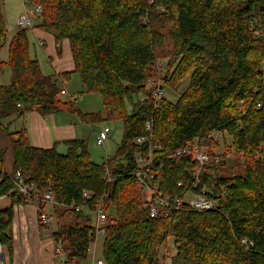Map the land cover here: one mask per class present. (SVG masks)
I'll use <instances>...</instances> for the list:
<instances>
[{
  "label": "trees",
  "instance_id": "trees-1",
  "mask_svg": "<svg viewBox=\"0 0 264 264\" xmlns=\"http://www.w3.org/2000/svg\"><path fill=\"white\" fill-rule=\"evenodd\" d=\"M30 3L41 7L33 30L53 37L57 51L68 42L82 93H97L105 120L122 121L123 134L116 155L96 164L83 141L65 142L62 154L56 147L35 148L25 130L10 133L0 124L12 154L6 173V151L0 149V197L6 195L10 201L8 209H0V245L9 258L14 206L28 204L13 192L10 176L21 172L39 189L50 190L53 208L63 207L77 220L84 218L82 224L62 225L51 234L61 242L65 258L75 264L87 259L95 241L94 232L86 227L90 222L86 213L94 211L98 200L107 213L105 264H264V0ZM28 32L16 31L7 61L0 62V71L8 69L11 75L10 83L0 85V122L31 110L42 116L77 113L73 104L60 98L53 77L45 76L30 57ZM5 40L0 9V50ZM159 59L166 60L164 74L156 67ZM152 80L172 90L184 81L188 84L173 102L163 95L153 111V89L148 86ZM134 96L141 99L133 103ZM78 114L101 121L98 115ZM149 120L152 142L162 148L156 153L161 191L181 198L188 190L200 193L206 188V197L217 200L214 210L183 207L165 219L148 216L132 174L139 151L134 142L146 135ZM215 132L223 134L221 142L209 139ZM225 137L231 139L229 145ZM194 139L209 149L196 188L191 176L196 163L185 156L167 157ZM220 148L223 153L217 154ZM228 154L245 163L243 176H220L229 163ZM84 192L92 195L89 201ZM79 206L82 210L77 212ZM39 226L44 227L40 222Z\"/></svg>",
  "mask_w": 264,
  "mask_h": 264
},
{
  "label": "crops",
  "instance_id": "crops-1",
  "mask_svg": "<svg viewBox=\"0 0 264 264\" xmlns=\"http://www.w3.org/2000/svg\"><path fill=\"white\" fill-rule=\"evenodd\" d=\"M16 26L13 33L7 39L5 47L0 50V62L7 61L8 44L16 33ZM32 46L30 44L29 54L32 59H36L39 63L41 72L45 76L53 77V81L59 90L66 91L68 94H74L81 89L83 91L78 75L73 73V60L68 42L64 41L60 45V51H57V45L53 37L44 34L38 30H32ZM6 48V56L2 51ZM7 70V69H6ZM9 71V70H8ZM10 73V72H9ZM67 77H64V76ZM11 75L9 76V82ZM7 83V84H8ZM78 83V88L76 84ZM6 85V84H5ZM77 113L62 111L52 115L42 116L35 110L27 111L21 117H11L0 124L3 127L17 126L18 131L25 130L31 146L38 149H50L56 147L57 151L66 150L65 142L67 141H83L89 146L90 138L95 139L97 134L96 123L90 118L79 117L81 115H93L90 111L87 114L72 102ZM82 108V107H81ZM101 130V129H100ZM17 132V131H16ZM14 133V132H10ZM111 135V133H110ZM5 139L10 146L9 139L4 134ZM110 138V137H109ZM95 142V141H94ZM96 145V144H95ZM105 147V145H104ZM103 149L104 159L108 158L107 151ZM0 149H4L0 146ZM11 153V150H9ZM6 154V152H5ZM4 158V162H5ZM10 158V165L12 163ZM6 167V165H4ZM11 167V166H10ZM6 172H10L4 168ZM10 207L9 199L4 200L0 204V209H8ZM36 209L31 205L14 206L13 212V257L10 259L6 250L3 264H58L61 259L54 255V243L51 233L44 231V238L41 239V228L36 224ZM82 264V263H81Z\"/></svg>",
  "mask_w": 264,
  "mask_h": 264
},
{
  "label": "built area",
  "instance_id": "built-area-1",
  "mask_svg": "<svg viewBox=\"0 0 264 264\" xmlns=\"http://www.w3.org/2000/svg\"><path fill=\"white\" fill-rule=\"evenodd\" d=\"M24 6V10L18 15L15 22L17 30L32 31L33 24L37 20L39 14H41V7L33 5L32 11L26 10V5L30 3V0H21ZM262 72L264 73V66L262 67ZM153 88L151 92V105L152 110L155 111L159 108L161 100L163 97V89L160 83L153 82ZM61 96H68L70 102L74 103L77 100L76 95H69L66 91H60ZM145 132L146 135L143 137L136 138L134 144L139 147L134 155V166L135 171L132 174V178L136 180L139 185L140 193L143 197V206L147 211L148 216L152 219H165L170 217L174 212L181 210L183 207H187L190 210L196 212H205L214 210L217 207L216 199H209L206 197V188H202L200 193L194 190H188L185 192L183 197H173L169 194H164L161 191V178L158 169L161 168L160 160L156 156L157 152L161 151V146L154 144L152 142V121L149 120L145 123ZM110 129L104 128L101 131L97 132L95 136V144L99 148H103L106 141L110 137ZM223 134L221 132H215L209 135V139L213 142H221L223 140ZM208 147L202 145L198 139H194L190 143L180 147L175 152L168 155V159L174 157L185 156L189 157L193 163H196V168L192 172L191 176L195 179L193 188H196V185L199 184L198 178L201 173V169L208 163ZM260 156L257 155V159ZM228 158L231 159L232 156L228 154ZM157 171H155V170ZM9 173V172H6ZM10 178L13 181L14 189L13 192L22 196L28 204H32L36 207L39 212V222L42 226L49 227L51 222V216L48 215L45 211V208L55 205L54 199L50 190L48 189H39L37 184L29 180L27 174L21 172H15L11 174ZM181 187V185H178ZM86 201H89L92 195L90 193L84 192L83 194ZM215 197H218L216 195ZM8 196L4 195L0 197V204L2 201L7 200ZM82 210V207H76V211ZM95 221L90 222L86 225L91 232H94L95 241L97 237L104 236V230L106 228V217L107 213L103 210L101 205V200L96 202ZM91 232L89 234H91ZM52 234V233H51ZM50 234V235H51ZM95 241L90 245L95 243ZM54 243V255L55 257L60 258L62 261H65V264H75V260H67L64 256L62 250L61 242L55 241ZM243 245H246V241H241ZM94 254V250H93ZM5 255V250L0 245V264H3L2 257ZM90 264H105L102 258H92Z\"/></svg>",
  "mask_w": 264,
  "mask_h": 264
},
{
  "label": "rangeland",
  "instance_id": "rangeland-1",
  "mask_svg": "<svg viewBox=\"0 0 264 264\" xmlns=\"http://www.w3.org/2000/svg\"><path fill=\"white\" fill-rule=\"evenodd\" d=\"M0 6H1L0 9H1L2 15L5 20V30H6V40L4 43V47H5L7 39L11 36L16 26L15 22L17 20V17L24 10V6L21 0H0ZM26 10L29 12L32 11L33 5L27 4ZM28 35H29V39L32 40L33 35L31 31L28 32ZM30 44L32 46L31 42ZM3 53L6 56L7 54L6 48H4V51H2V54ZM0 58H1V55H0ZM165 62L166 60L159 59V62L156 66L157 69H159L161 74L162 73L164 74ZM9 76H10V73L8 69L7 70L4 69L0 71V85L7 84L9 82ZM153 82H155V80L150 81V83L148 84L149 88H152L151 86H153ZM187 84H188V81H184L174 90L166 86H162L164 98L172 102L175 101L176 98L183 92ZM74 85H76V87L78 88V83ZM71 95H74V94H71ZM75 95L77 96V100L74 103L81 109L83 113L87 114L88 112L92 111L93 115H98L101 118V121L95 124L98 132L104 128L110 129L111 135H110V138L106 141L104 148L106 149L107 155L109 158L114 157L117 153L118 145L120 143V140L123 134V122L105 120L102 100L97 93H82V90L79 89L75 93ZM60 98L63 101L70 102L68 96H60ZM140 99H141V96H138V97L134 96L132 98V101L133 103H135L137 100H140ZM130 107H131L130 103H127L126 109L128 113H130L129 111H131ZM16 131H18L17 126L16 127L10 126V128L8 129V132H16ZM4 134L5 132L0 128V146L3 147L6 151V154L4 156V158H6L4 162V165H6V167L4 168H6L7 170H10L11 165L9 163H10V158L12 157V154L9 151L10 146L8 145V142L5 139ZM225 138H226L224 140L225 143L229 145L231 143V139L228 137H225ZM94 141L95 139L93 140V138H90V143H89V146H87L86 150L89 154L90 159L94 163L101 164L102 159L104 157V152L102 148H99L95 145ZM59 153L63 154L64 150H60ZM218 153L219 154L223 153V150H221L220 148L217 151V154ZM244 172H245V163L242 160L231 158L229 160L228 165L220 171V176L225 177V178L233 177V176H243ZM27 205H31L36 209V207L32 204H27ZM45 211L48 215L51 216V222H50L49 227L44 226L41 228L39 226V217L37 215V209H36L35 222L39 226V228L42 229L40 232L41 239L44 238L45 230L47 231V233H51L53 231L55 232L59 230V228L62 225H70L74 223L82 224L84 220L83 217H80L79 220H77L74 214L70 213L63 207L53 208V207L48 206L45 208ZM86 214L90 217V222L95 221L94 212H88ZM12 237H13V232H12ZM102 248H103V236L101 235L97 237L95 243L91 246V249L88 252V257L85 261L82 262V264H90L92 258H95V259L102 258ZM93 250H94V254H93ZM161 253H162V250H161Z\"/></svg>",
  "mask_w": 264,
  "mask_h": 264
},
{
  "label": "water",
  "instance_id": "water-1",
  "mask_svg": "<svg viewBox=\"0 0 264 264\" xmlns=\"http://www.w3.org/2000/svg\"><path fill=\"white\" fill-rule=\"evenodd\" d=\"M2 260H3V262H4V260H5L4 256L2 257Z\"/></svg>",
  "mask_w": 264,
  "mask_h": 264
}]
</instances>
